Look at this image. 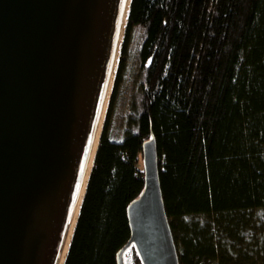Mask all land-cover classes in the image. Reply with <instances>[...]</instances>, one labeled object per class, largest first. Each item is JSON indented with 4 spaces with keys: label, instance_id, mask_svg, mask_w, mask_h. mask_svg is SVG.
<instances>
[{
    "label": "trees",
    "instance_id": "trees-1",
    "mask_svg": "<svg viewBox=\"0 0 264 264\" xmlns=\"http://www.w3.org/2000/svg\"><path fill=\"white\" fill-rule=\"evenodd\" d=\"M138 32L137 72L123 83ZM146 142L156 146L178 263H264V217L253 216L264 209V0H131L64 264H120ZM122 256L143 264L134 245Z\"/></svg>",
    "mask_w": 264,
    "mask_h": 264
},
{
    "label": "water",
    "instance_id": "water-1",
    "mask_svg": "<svg viewBox=\"0 0 264 264\" xmlns=\"http://www.w3.org/2000/svg\"><path fill=\"white\" fill-rule=\"evenodd\" d=\"M126 1L0 0V264L59 263ZM142 153L145 186L120 264L130 245L143 264H179L155 144Z\"/></svg>",
    "mask_w": 264,
    "mask_h": 264
},
{
    "label": "bare ground",
    "instance_id": "bare-ground-1",
    "mask_svg": "<svg viewBox=\"0 0 264 264\" xmlns=\"http://www.w3.org/2000/svg\"><path fill=\"white\" fill-rule=\"evenodd\" d=\"M130 3L131 0H127L126 1V5H125V11H124V16H123V26H122V30H121V34H120V39L118 42V47H117V51H116V55H115V59H114V63H113V68H112V72L109 78V83L107 86V91H106V95H105V100H104V104L101 110V114L99 117V121H98V125H97V129H96V133H95V137H94V141H93V145H92V149H91V153H90V157H89V161H88V165H87V169H86V173H85V177H84V181L81 185V189L78 195V199H77V203H76V207L72 216V220H71V224L69 227V231L67 234V238L65 241V245L63 247L62 253H61V257L59 260L58 264H64L66 255L68 253V249H69V245L71 242V238L73 235V231L77 222V218L79 216V212H80V207H81V203L86 191V187H87V183H88V179L93 167V163H94V159L96 156V152L99 146V142H100V136L102 133V128H103V124H104V120H105V116H106V112H107V108H108V103H109V99H110V95H111V91L113 88V83H114V79H115V74L117 71V67H118V62H119V58H120V53H121V47H122V42H123V37H124V32H125V27H126V23L128 20V14H129V7H130Z\"/></svg>",
    "mask_w": 264,
    "mask_h": 264
},
{
    "label": "rangeland",
    "instance_id": "rangeland-1",
    "mask_svg": "<svg viewBox=\"0 0 264 264\" xmlns=\"http://www.w3.org/2000/svg\"><path fill=\"white\" fill-rule=\"evenodd\" d=\"M139 45H140V34L138 32L135 35H133V34L131 35L130 41H129L127 48H126V55L124 56V65H123V70H122V81H123V83H124L123 79H126L129 74L132 75L133 73L137 72L134 69L136 67V64H135L136 63V55H137V50H138ZM122 90H123V92H122ZM124 91L125 90L122 89L121 86H119L118 92H120L121 101H122L121 97H122ZM119 107H120V105H119ZM136 211H137V209H136V207H134L132 209L131 214L135 215ZM253 216L255 218H263L264 217V209L254 210ZM261 260L263 261L264 258H262ZM258 264H264V263L260 262Z\"/></svg>",
    "mask_w": 264,
    "mask_h": 264
}]
</instances>
